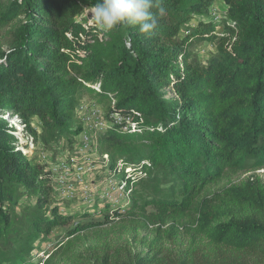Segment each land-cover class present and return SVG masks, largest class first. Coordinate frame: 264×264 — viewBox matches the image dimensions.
Instances as JSON below:
<instances>
[{"label": "trees", "instance_id": "trees-1", "mask_svg": "<svg viewBox=\"0 0 264 264\" xmlns=\"http://www.w3.org/2000/svg\"><path fill=\"white\" fill-rule=\"evenodd\" d=\"M96 2L0 0V264H33L55 227L73 220L66 237L94 232L112 213L170 223L188 244L133 261L105 245L100 264H264V179L213 189L264 169V0H157L165 13L150 33L98 31L84 17ZM201 42L216 47L204 61L193 51ZM85 97L111 122L99 153L146 173L132 178L124 209L70 212L53 194L50 165L17 149L18 126L4 113L26 124L27 148L31 139L65 152L83 132Z\"/></svg>", "mask_w": 264, "mask_h": 264}, {"label": "rangeland", "instance_id": "rangeland-1", "mask_svg": "<svg viewBox=\"0 0 264 264\" xmlns=\"http://www.w3.org/2000/svg\"><path fill=\"white\" fill-rule=\"evenodd\" d=\"M90 8H86L84 12L85 18H91ZM217 15L222 17V11L224 10L223 5L218 4ZM216 13L214 14V18L216 19ZM193 51L196 52L201 60H207L209 56L216 52V47L213 42H201L193 46ZM172 92V91H170ZM82 101L95 102L94 99L90 97L83 98ZM96 103V102H95ZM103 108V115L106 117L105 107L101 105ZM5 117H8L9 121L18 126L17 130L14 132L15 136L18 138V143L20 147H23L25 151L31 155L32 158H35L39 162L46 163L51 165L55 158L60 157L63 154H68L69 151L65 152L63 150H58L55 152L54 149H45L42 148L40 144L33 146V143L30 139V145L27 148L24 146L25 144L19 143V139L22 137L23 142L26 140V137L22 131L24 126L20 123L19 120L7 115L6 111ZM80 121L83 124V132L81 134H86L93 138L96 142L98 153L94 158L95 162H101L103 160V155L99 153V136L105 132L109 125L111 124L110 120L107 118V125L104 128H96L94 122H88L82 119L80 113L78 114ZM33 126L40 127V124L35 122ZM83 134V135H84ZM82 136L80 135L76 140L77 145L80 144ZM60 146H67L66 141L60 142ZM59 146V147H60ZM75 147V146H74ZM73 147V148H74ZM103 162V161H102ZM100 163L102 167H95L94 170L90 171L89 180L92 182L94 188L100 189L102 186V182L108 173H110L107 169H104V163ZM114 169V168H113ZM117 175L120 177L123 174L126 175L122 170H118ZM127 176V175H126ZM256 176H260L264 179V169H260L257 171H243L238 173L237 175L231 177L229 181L226 179L222 181V183L218 186L213 187L215 192L220 191L221 187L231 186V184H240L247 180H253ZM53 185V181H52ZM53 194L56 195L55 190H53ZM131 196L130 198L125 199L123 202L127 207L131 204ZM66 203L67 207H69L70 212L72 211H89V212H99L103 208H112L111 204L107 201L98 199L90 206L83 204L80 200L74 201H63ZM115 213V212H114ZM116 215V216H114ZM122 216L117 214H110L106 219L108 220L107 224H104L98 231L91 232H83L79 233L75 236L66 237L67 231L70 227L75 224V221L70 220L68 224H62L60 226L55 227L51 234L50 239L42 243L40 245H36L37 248L33 252V264H42L50 254L54 253V259L52 264H100L99 257L101 256L103 249L106 246H109L117 256L122 257L124 261H133L134 258L140 256H152L155 251H157L156 259L163 258L166 251L165 250H178L185 249L188 244V237L184 234V230L180 229L177 236L171 234L169 235V227L168 224H152L148 223L146 226L143 223L138 222L134 219H126L122 220ZM92 220H106L104 216L100 214H94L89 217ZM85 221V219H80L77 222ZM64 240V245L66 242L71 241L70 245L66 247L60 248L59 242ZM149 243L152 244L150 249ZM59 248V249H58ZM58 250V251H57Z\"/></svg>", "mask_w": 264, "mask_h": 264}, {"label": "built area", "instance_id": "built-area-1", "mask_svg": "<svg viewBox=\"0 0 264 264\" xmlns=\"http://www.w3.org/2000/svg\"><path fill=\"white\" fill-rule=\"evenodd\" d=\"M216 19L219 16L216 13ZM96 91H99V87H94ZM103 108L101 105L89 101H82L79 105L78 112L82 119L88 122H94L96 128H104L107 125L106 117L103 115ZM7 115L9 112L6 111ZM11 116V115H9ZM16 120L22 121L18 115L14 116ZM116 123L126 122V125H130L131 119L129 117H121L114 115ZM14 122V121H13ZM15 123V122H14ZM24 127L26 124H22ZM127 127L125 126L124 129ZM84 134V133H83ZM81 134L82 139L80 144L75 145V150H67L68 154H63L60 157L55 158V161L50 165L52 173L53 190L56 192L58 199L62 201H76L80 200L83 204L90 206L96 200L102 199L111 204L112 208H126L123 202L125 199L130 198L129 190L133 189L131 183L132 178L144 177L146 173L141 172L136 175L132 174V168L124 165L121 161L116 164H112L109 154H103L102 163L103 168L107 169L110 173L102 182L100 189H95L92 182L89 180L90 171L95 167H102L101 162H95L98 150L96 142L92 137L86 134ZM23 137L19 139L20 145L23 144ZM34 146V144H33ZM17 149L24 150L23 147L17 145ZM48 163V161L46 162ZM114 168V169H113ZM118 170H122L126 175L118 176Z\"/></svg>", "mask_w": 264, "mask_h": 264}, {"label": "clouds", "instance_id": "clouds-1", "mask_svg": "<svg viewBox=\"0 0 264 264\" xmlns=\"http://www.w3.org/2000/svg\"><path fill=\"white\" fill-rule=\"evenodd\" d=\"M90 13L100 32L108 33L118 26H127L150 33L157 28V17L163 16L165 9L157 0H97Z\"/></svg>", "mask_w": 264, "mask_h": 264}]
</instances>
